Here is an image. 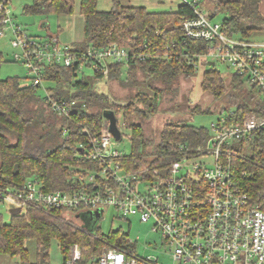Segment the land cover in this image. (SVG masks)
I'll use <instances>...</instances> for the list:
<instances>
[{
    "label": "trees",
    "instance_id": "16d2710c",
    "mask_svg": "<svg viewBox=\"0 0 264 264\" xmlns=\"http://www.w3.org/2000/svg\"><path fill=\"white\" fill-rule=\"evenodd\" d=\"M7 2L11 4L12 0ZM211 2L212 11L206 0L200 1V7L206 9L211 17L219 11L225 12L227 15L222 21L229 35L250 37L254 31L264 29L262 0ZM75 4L76 0H32L24 5L23 11L29 14H71ZM79 10L84 16L85 37L72 43L76 48L111 44L130 49L141 46L139 51L145 56L130 57L128 63L112 62L109 76L105 78L96 73L93 81L86 77L75 79L78 73L75 67L46 64L45 78L58 82L55 86L49 85L52 95L80 98L88 104L86 113L71 118L55 113L37 86L22 84L19 76L4 78L0 74V185H19L36 174L47 190L74 187L78 181L71 183L74 175H82L85 169L99 166L98 161L88 159L80 148L87 136L83 127L89 126L92 134L99 132L106 109L114 110L118 124V115L123 113V125L132 130L131 150L118 158L121 164L129 170L145 165L148 167L145 174L148 175L154 169L168 172L173 161L195 153L197 147L206 143L210 127L197 126L184 119H171L163 124L156 140L146 135L143 120L158 112L159 100L166 91H176L172 87L176 79L196 73L200 58L210 65L202 75L200 84L203 92L210 93L216 100L229 98L239 115L247 110L264 114V102L255 88L249 86L241 75L230 73L225 77L221 74L216 63L211 65L204 57L208 50L206 41L185 35L183 20L195 14L191 6L180 4L176 9L152 11L145 5L112 0L110 9L102 10L98 8V0H79ZM4 60L0 51V69ZM139 72L146 75L144 79L160 81L164 86L157 87L150 82L148 86L153 93L138 88L126 104H119L94 84L100 79L108 82L115 78L126 86L135 87L139 84ZM64 82L75 86L74 90L65 88ZM238 89L242 90L241 95L236 92ZM225 108L223 106L222 110ZM192 110L210 111L199 104L193 105ZM249 148L250 153L242 146L236 148L233 168L250 200L264 208V131L254 132ZM61 212L31 206L25 213L11 215L8 221L0 212V254L18 257L16 264H52L50 249L56 240L65 258L70 255L71 246L78 243L82 251L79 264H88L111 245L128 246L127 235L123 232L111 230L105 234L98 228L92 233L73 220L62 218ZM28 239L36 243L37 262L34 263L29 260Z\"/></svg>",
    "mask_w": 264,
    "mask_h": 264
},
{
    "label": "built area",
    "instance_id": "2783aa9c",
    "mask_svg": "<svg viewBox=\"0 0 264 264\" xmlns=\"http://www.w3.org/2000/svg\"><path fill=\"white\" fill-rule=\"evenodd\" d=\"M168 1L171 9L180 4L193 8L194 16L183 20L185 35L206 41L204 57L228 64L264 102V40L229 35L224 21L214 20L200 7L201 0ZM0 11V36L5 30L13 34L11 44L18 49L15 59L23 61L32 84L42 88L51 109L61 116H80L88 111V104L84 99L52 95L45 85L46 64L71 66L78 72L87 66L93 74L106 78L110 63H128L130 57L145 56L139 51L141 46L130 49L111 44L80 49L62 43L58 35L36 37L15 22L7 0H0ZM258 130L264 131V114L247 110L239 115L233 107L211 123L206 143L195 153L173 161L166 173L154 169L148 175L146 166L129 170L121 164L118 158L122 153L114 147L109 119L103 115L99 132L92 134L89 126L83 127L87 136L81 144L86 157L99 162L98 167L74 175L71 183L78 180L77 184L65 189H45L36 174L19 185H0V203L9 212L19 207L20 213H25L34 206L77 217L113 206L122 217L138 215L151 222L169 256L168 262L157 255L142 256L136 241L127 235L128 246L105 249L88 264H264V208L250 200L233 168V152L238 146L249 148ZM211 159L213 165L207 166L205 160ZM181 169L186 170L180 173ZM141 183L144 189H140ZM81 258V247L74 243L70 255L55 264H79Z\"/></svg>",
    "mask_w": 264,
    "mask_h": 264
},
{
    "label": "rangeland",
    "instance_id": "374dc122",
    "mask_svg": "<svg viewBox=\"0 0 264 264\" xmlns=\"http://www.w3.org/2000/svg\"><path fill=\"white\" fill-rule=\"evenodd\" d=\"M32 0H12L11 8L14 14V20L18 23H22L30 34L34 36H49L50 34L58 35L60 41L65 44H72L73 40L85 37L83 27V15L79 12V0H76L75 8L71 14H29L23 11V7L26 3H30ZM124 4L138 3L148 5L155 9L165 10L170 8L168 0H121ZM143 2V3H142ZM264 2V0H263ZM207 6L210 10H214L211 0H206ZM264 4V3H263ZM112 0H98V8L102 10L110 9ZM264 6V5H263ZM174 9V7H173ZM264 14V8H262ZM227 14L223 11L217 12L213 17L214 20H222ZM13 34L9 30H5V34L0 36V51L3 53L4 62L1 65L0 74L6 78L8 76H19L22 84H30L32 80L28 77L27 66L23 61L15 59V53L18 49L11 44V38ZM254 40H264V29L254 31L251 36ZM209 64L203 63L202 58L197 67V71L193 75H181L174 81L172 87L176 90L166 91L163 97L159 100V110L156 114L143 120V127L146 135L158 140L159 132L163 124L171 119L178 120L184 119L185 121L197 125L209 128L213 121H216L221 114L226 115L228 110L235 105L229 102V98L224 100L215 99L210 93L203 92L201 89V79L203 72L209 68ZM221 74L228 77L234 70L228 64L218 61L215 64ZM125 72H123L124 76ZM122 76V77H123ZM139 72V84L138 86H126L119 82L115 78L110 79L108 82L104 79L94 81L95 87L100 91L108 92L110 97L119 104H126V101L137 91L138 88L150 91L153 93V89H150L148 84L153 82L152 79L145 78ZM86 77L89 80H94L93 70L91 67H84V71L81 70L75 76V79ZM55 80H46L45 85H57ZM153 84L164 86L160 81L153 82ZM65 88L74 90L75 86H69L67 82H64ZM173 89V90H174ZM249 90V86L246 88ZM39 93L43 94L42 88H38ZM238 95H241L242 90L236 91ZM246 93V91H245ZM199 104L202 107H208V112H196L192 110V106ZM223 106H226L224 110H221ZM51 120V119H50ZM124 115L120 113L118 115L119 127L122 131V137L118 140H114V147L121 153H128L131 150L130 135L132 133L131 128L124 126ZM246 152L250 153L251 148H246ZM200 160V158H196ZM207 166L213 165V160L206 161ZM142 167H145L143 165ZM79 168V166H78ZM186 168H190L188 166ZM186 169H181L180 173H183ZM140 189H144L145 184H140ZM0 212L3 214L4 219L8 221L11 214L7 207L0 203ZM62 218L67 220H73L75 223L82 225L89 232H95L99 228L100 232L108 233L111 230L123 232L128 235L137 245V252L142 256L157 255L161 260L168 262V255L165 253V247L161 242V236L158 232L154 231L151 222H144L138 215H129L127 218L122 217L120 211L113 206H108L101 209L100 217H94L92 219H84L77 217L71 212H61ZM26 246L29 250V260L31 263L37 262L36 255V243L33 239L26 240ZM114 247L111 245L106 249ZM105 250V249H104ZM63 254L60 250V246L56 240H53L50 249V261L52 264L61 262ZM18 257H12L8 254H0V264H16Z\"/></svg>",
    "mask_w": 264,
    "mask_h": 264
},
{
    "label": "water",
    "instance_id": "95a60500",
    "mask_svg": "<svg viewBox=\"0 0 264 264\" xmlns=\"http://www.w3.org/2000/svg\"><path fill=\"white\" fill-rule=\"evenodd\" d=\"M209 63L211 65L215 64L214 61H209ZM103 115L109 119V126H110V129H111L115 139L116 140L120 139L122 137V131L118 126L117 117L115 115L114 110L106 109V110H104ZM83 150L84 149L81 147L80 151L82 152ZM10 213H11V215H17L20 213V208L19 207L11 208ZM100 215H101V209H98V210H94V211L79 213L78 217H82L84 219L89 220V219H92L94 217H100Z\"/></svg>",
    "mask_w": 264,
    "mask_h": 264
},
{
    "label": "crops",
    "instance_id": "0c3cea01",
    "mask_svg": "<svg viewBox=\"0 0 264 264\" xmlns=\"http://www.w3.org/2000/svg\"><path fill=\"white\" fill-rule=\"evenodd\" d=\"M143 3V2H142ZM264 2H263V0H262V2H261V11H262V8H264V4H263ZM130 5H145L149 10H152V11H167V10H170L171 9V4L169 3V7L170 8H168V9H163V10H160V9H155V8H153V7H151L150 5H148L146 2H144V4H138V3H134V4H132V3H129ZM100 9V8H99ZM79 12H80V10H79ZM81 13V12H80ZM262 13H263V11H262ZM83 15V14H82ZM83 27H84V16H83ZM84 39V37L83 38H79V39H77V40H73V42L72 43H74V42H80V41H82Z\"/></svg>",
    "mask_w": 264,
    "mask_h": 264
}]
</instances>
